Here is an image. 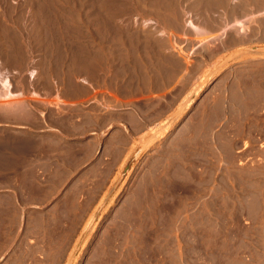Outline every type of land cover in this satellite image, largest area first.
I'll list each match as a JSON object with an SVG mask.
<instances>
[{
  "label": "rangeland",
  "instance_id": "obj_1",
  "mask_svg": "<svg viewBox=\"0 0 264 264\" xmlns=\"http://www.w3.org/2000/svg\"><path fill=\"white\" fill-rule=\"evenodd\" d=\"M237 18L242 31L227 28ZM207 29L221 37L205 41ZM234 47L187 76L168 95L164 128L124 156H98L92 136L82 139L87 169L53 206L26 205L36 199L31 173L21 188L0 174V264H264V0H0V71L28 103L74 92L81 77L122 92L168 83ZM159 49L166 63L149 77ZM31 113L0 109V158L29 169L39 152L57 155L60 135L11 121Z\"/></svg>",
  "mask_w": 264,
  "mask_h": 264
},
{
  "label": "crops",
  "instance_id": "obj_2",
  "mask_svg": "<svg viewBox=\"0 0 264 264\" xmlns=\"http://www.w3.org/2000/svg\"><path fill=\"white\" fill-rule=\"evenodd\" d=\"M238 20L245 21L244 18H237ZM237 21L229 22L227 28L231 26L230 24H233L237 25L239 31H242L241 26L235 23ZM206 34L209 39L205 41L217 40L221 37L216 30L207 29ZM192 35L199 37L195 34ZM239 48H224L215 55L213 54L206 58L201 66L191 64L188 66L189 70L185 69V67H181L178 71L174 70L172 79L168 83L166 80L162 83L153 81L136 88L137 90L134 92H122L117 88L102 87L85 77H81L74 92H43L40 93L39 99L32 98L31 102L28 103L24 101L22 93L14 91L12 81L9 78L12 85V93H17L21 98L16 94L17 97L10 99V101L9 98H7L8 100L0 99V109L17 113L30 107L32 111L29 117L15 116L11 120L12 123L19 124L20 127L30 125L37 136H43L42 133L47 130L46 125H53L61 136L58 134L52 136L53 142L51 143H53V148L55 149V146L57 148L56 156H48L43 154V152H39L40 155L37 158H31V169L25 167L28 163L21 157L0 158V174H13L14 182H19V187L21 188V182L31 173V176H34L32 177L30 188L37 191L36 199L26 202V205L34 207L51 204L53 206L55 204L53 199L64 196L66 190L74 183V177L80 176L87 169L88 160L86 151H84L86 146L80 147V142H84L82 139L92 136L89 137V140L98 149V156H101L107 150L111 155L124 156L126 150L132 148L135 143L147 142L155 131L159 132L164 128L168 95L187 76L200 71L202 77L204 71L209 70L217 61L230 58L233 54L239 53L241 51ZM254 49H257L256 46L247 48L246 51ZM158 53L153 54L155 58L149 65L153 68L149 71V77H156V73L160 72L156 68H160L166 63L165 51L163 50L162 53V50L159 49ZM144 65L146 66V63ZM163 72L165 73V71ZM127 80L129 81L130 78L128 77ZM34 94L39 95V92L36 91ZM13 106L16 108H13ZM58 108H62V113L57 115L55 111ZM72 129L76 130V135L69 133ZM61 137L65 138L70 145H76L74 146L76 150L74 157H68L63 154L64 146H60ZM57 142L59 146H57ZM40 143L42 146L43 143L44 146H50L45 145L46 142ZM13 148L14 152L20 153L22 150L19 144H14ZM97 161L98 159L94 163H98L97 165H100V167L112 164L111 162ZM119 163L120 161L117 162V164ZM16 187L18 185H15ZM19 205L22 206L23 203H19ZM15 211L28 212L29 209L20 207V209ZM57 211L60 210L57 209Z\"/></svg>",
  "mask_w": 264,
  "mask_h": 264
},
{
  "label": "bare ground",
  "instance_id": "obj_3",
  "mask_svg": "<svg viewBox=\"0 0 264 264\" xmlns=\"http://www.w3.org/2000/svg\"><path fill=\"white\" fill-rule=\"evenodd\" d=\"M235 23H237V24H240V25H242V21H237V22H235ZM189 26L192 28V29H194V31H195V33L197 34V35H199V36H203L204 34H205V32H204V30H202L201 28H200V26L198 27L197 25H195L192 21H190L189 23ZM189 58V57H188ZM35 72H34V70L33 71H31V75L33 76V74H34ZM203 86V85H202ZM11 87H12V85H11V83H10V79H9V76L8 75H6V74H4L3 72H1L0 71V99H7V98H9V101H10V99L12 100V99H15V97H17L16 96V94H14V92L12 93V91H11ZM202 88V87H201ZM200 88V89H201ZM197 89H199V88H197ZM199 90H197V93H199L198 92ZM21 93V92H20ZM19 93V94H20ZM18 95V94H17ZM21 95V94H20ZM196 95V94H195ZM19 96V95H18ZM19 98H21V96H19ZM8 100V99H7ZM193 100L194 99H192L191 98V100H190V102L188 101V105H191V103L193 102ZM21 101V100H20ZM12 102V101H11ZM10 102V103H11ZM24 103V102H23ZM12 104V103H11ZM14 104V103H13ZM17 104V103H16ZM19 104V103H18ZM4 105H7V104H4ZM20 105V104H19ZM187 105V106H188ZM18 106V105H17ZM3 107H6V106H3ZM11 107H12V105H11ZM20 107V106H19ZM13 108H16V107H14L13 106ZM13 108H11V109H13Z\"/></svg>",
  "mask_w": 264,
  "mask_h": 264
},
{
  "label": "water",
  "instance_id": "obj_4",
  "mask_svg": "<svg viewBox=\"0 0 264 264\" xmlns=\"http://www.w3.org/2000/svg\"><path fill=\"white\" fill-rule=\"evenodd\" d=\"M135 161H136V158H134V159L129 163V165H128L127 168L125 169V173L128 172V171L132 168V166H133V164H134Z\"/></svg>",
  "mask_w": 264,
  "mask_h": 264
}]
</instances>
